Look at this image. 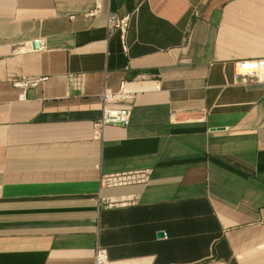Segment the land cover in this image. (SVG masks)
<instances>
[{
	"label": "crops",
	"instance_id": "obj_1",
	"mask_svg": "<svg viewBox=\"0 0 264 264\" xmlns=\"http://www.w3.org/2000/svg\"><path fill=\"white\" fill-rule=\"evenodd\" d=\"M92 8L0 0V264H94L96 247L111 264H264V89L233 70L264 57V0ZM108 11L131 14L124 43ZM121 82L129 122L96 136ZM137 169L146 183L100 181Z\"/></svg>",
	"mask_w": 264,
	"mask_h": 264
},
{
	"label": "built area",
	"instance_id": "obj_2",
	"mask_svg": "<svg viewBox=\"0 0 264 264\" xmlns=\"http://www.w3.org/2000/svg\"><path fill=\"white\" fill-rule=\"evenodd\" d=\"M106 0H93V8L84 16L96 15ZM131 14L119 15L116 12L108 11L106 17V27L108 30H117L122 42H125V33L129 24ZM32 47L36 50L44 49V45L37 40L32 41ZM126 49V47L124 46ZM234 75L237 82L244 85H261L264 89V57L240 59L233 62ZM46 77L17 80L14 86L25 88L36 86ZM101 116L93 123L94 134L100 136L107 124H123L129 122L131 114L132 93L121 82L116 91L104 89L100 93ZM150 178L149 169H137L115 173H108L101 176V183L105 186H124L129 184H144ZM94 264H111L107 258L106 250L96 247L94 254Z\"/></svg>",
	"mask_w": 264,
	"mask_h": 264
}]
</instances>
